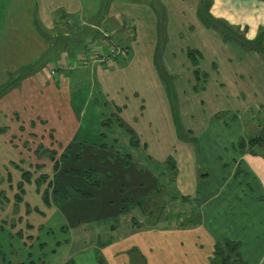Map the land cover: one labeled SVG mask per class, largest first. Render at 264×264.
<instances>
[{"label": "crops", "instance_id": "obj_1", "mask_svg": "<svg viewBox=\"0 0 264 264\" xmlns=\"http://www.w3.org/2000/svg\"><path fill=\"white\" fill-rule=\"evenodd\" d=\"M151 1L0 0V88L11 82V86L0 95V221L8 223L5 221L8 217L12 226L13 222L21 225L29 216L28 213L35 210L39 212L27 200V192L37 194L48 207L51 204L44 201L45 191L51 193L68 185L80 189L75 186L80 185L89 188L86 189L88 192H96L99 186L86 183L81 175L73 176V171H78L80 166L99 174L93 165L98 152L107 149V153L112 152L116 156L123 151L131 152L132 144L144 160L152 162L153 167H149L150 171L147 168L140 169L136 182L138 188L147 185L149 192L160 191L165 194L163 190L168 189L164 187L163 179L167 177L170 189L177 191L171 198L180 200L182 208L175 217L168 213L165 216L160 215V212L156 214L152 207L147 214V208L144 207L149 204L148 200L138 197L134 207L139 206L141 211L138 214L142 216L137 220L126 221L127 229L119 233L118 238H111L99 248L106 264H208L214 254L215 244L224 239L241 242L240 260L249 264L252 251L250 249L247 255L244 254V240L251 233L245 234L246 231L242 230L245 227L248 229L250 217L248 214L244 216L246 213L243 209L242 215H235V207H255L253 211L256 214L264 209V147L256 148L255 153H251L248 148L242 151L233 145L238 137L239 141L242 140L241 134L236 136L230 148L216 145L226 138L221 140V136L211 137L204 131L200 136L201 142L207 144L206 150L211 155L206 154V159L201 158L204 168L200 169L193 136L180 137L177 133L176 119L180 109L183 110L177 94L186 91L177 81L182 79L179 68H189L191 80L187 86L191 97L198 104L194 102L195 105L189 109L191 114L187 117L194 118V126H197L198 120H204L211 126L212 121L216 120L215 124L219 125L218 114L227 108H224L227 104L211 101L217 100L213 90L217 77L221 84L226 85L234 79L232 82L235 86H231L235 87V96L241 95L240 103L245 99L248 106L244 107L248 109L250 105L251 110L256 111L255 118L259 117L260 112L264 117V38L261 39L260 49L253 45L259 37V31L264 29V0H205L206 15L241 30L244 41L248 43L246 46L237 40L222 37L218 29L200 21L198 14L202 0H192L190 5H185V9L177 12L179 17L184 18L187 29L192 25L194 40L184 43L183 37H180L182 31L178 28L179 22L175 18L169 21L174 38L163 42L164 36L160 37L162 22ZM153 1L165 13L162 1ZM79 12H86L100 22L106 20L108 24L116 25L123 21L122 24L128 27L131 23L135 30L134 40L131 34H127L128 30L126 36L122 35L124 28L111 29V24L99 37L98 43L95 42L98 37L93 32L86 37L87 44L92 45L90 47L99 48L92 51L111 57L107 66L115 63L121 65L106 68L97 54H85V57L70 54L68 69L60 68V61H53L59 51L52 55L48 52L51 45L47 44V39L52 38L51 31L59 25L65 35L84 32L83 27L87 23L75 19ZM189 15L192 17L190 20L185 18ZM147 17L152 20L144 22ZM20 30L26 32L24 36L27 44L33 48L31 52L22 49L21 55L13 45ZM208 31L212 32L216 41L210 40L211 35L203 36ZM112 33L119 35L118 38ZM197 33L199 36L201 33V37ZM113 37L119 41V45L113 42ZM111 45L127 51L129 47L127 54L135 53L134 63L128 60V55L109 54ZM189 51L195 53V63L190 59ZM205 56L209 62L202 65ZM77 58L83 61L81 68L76 66ZM49 61L55 65L53 74L48 66ZM159 69L165 77L176 81L169 84L160 75ZM232 69L237 71L232 72ZM148 72L152 74L155 88L158 89V93L154 94L156 99L149 105L144 102L143 89L139 86L138 90H132L130 80L125 81L129 73L133 77L144 78ZM72 73L75 74L73 82ZM80 92L82 101L76 111L74 96ZM217 93L226 98L225 93ZM162 94L165 95L166 104ZM131 96L137 100L134 111H131ZM208 105L211 108L206 116L195 117V106L207 109ZM33 108L40 110L46 119L39 121L41 128L37 132L35 120L29 118ZM99 108L108 111L107 117H102V113L101 118L95 117ZM234 110L233 120L240 127L243 124L242 109ZM151 111L154 113L148 116ZM48 112H53V120L46 116ZM19 113L24 114L22 120L18 117ZM71 114L74 118L72 121L67 119ZM164 120L173 122L176 132L172 142L177 146L167 153L163 149L166 147L163 146L164 136L160 130L155 132V136L143 133V128L147 126L163 127ZM55 127L58 130L69 128V134L65 129L63 134L58 135ZM114 128L121 131L126 139L121 141L110 136ZM103 129L108 134L101 138L99 134ZM188 131L195 133L196 129L191 126ZM83 161H87L86 166L81 165ZM69 170L71 173H68ZM240 198L245 200L239 201ZM166 203L164 201L162 206H167ZM225 206L231 208L227 211L228 215L222 218L218 213L224 214L222 207ZM134 222L137 224L134 225ZM23 226L28 233L31 232L29 229H34L32 223ZM18 230L23 231L22 227ZM26 236L33 238L28 234ZM252 238L259 237L253 235ZM259 247L260 251L264 245L254 244L252 250L255 254L260 255L257 252Z\"/></svg>", "mask_w": 264, "mask_h": 264}, {"label": "rangeland", "instance_id": "obj_2", "mask_svg": "<svg viewBox=\"0 0 264 264\" xmlns=\"http://www.w3.org/2000/svg\"><path fill=\"white\" fill-rule=\"evenodd\" d=\"M165 13L163 8H160L158 4H156V1L153 0L150 2L153 6H155L156 11L158 12V17L160 19V37L164 36L163 42H168L171 38H174V36L171 35V26L169 21L171 19L178 20V28H180V37H183L184 43H188V41H193V27L192 25L187 29V24L184 21V18L179 17L177 12H181V10L185 7L187 4H191L192 0H184L183 3L182 0H161ZM183 6V7H182ZM200 13L198 14V17L202 23L208 26H211L210 20H212L209 16L206 15V4L205 0L200 1ZM189 8V7H187ZM185 9V8H184ZM184 14L185 11L183 10ZM164 13V14H163ZM74 17V16H73ZM148 19L144 22H149V20H152L151 17H147ZM187 19H192L191 15L185 17ZM75 19L79 22L84 21L87 24L83 27L82 33L76 34V33H69V34H63L64 32L61 31L60 27L57 25L55 28L51 31V35L55 36L57 35L56 39L52 36L47 41L50 44L51 47L48 48L49 54H55L58 51V57L53 58V61L59 62L58 66L63 69H68V59L70 54L73 53L78 54V57L82 56L85 57V54H97L100 57V54L92 49L95 47H90L92 45H88L86 42V37L93 32L94 36H97L98 38H95V42L98 43L99 37H102L103 32L107 30L108 21L106 20L100 22L97 20L94 16L91 17L90 14L86 12H79L78 16H75ZM181 19V20H180ZM164 21V22H163ZM206 21V22H204ZM219 26L222 29V32L230 35L232 37L242 38L244 39L243 32L239 29H234L229 23L224 21H216ZM123 21L118 22L116 25L111 24V27H115L116 29L122 27L124 28L122 31V35L126 36V32L128 30L127 34H131L133 40L135 39V30L133 29L131 23L128 27L126 25L122 24ZM92 25V26H91ZM125 28H127L125 30ZM112 29V28H111ZM125 30V31H124ZM114 32V31H113ZM259 34V38H264V29H261ZM49 33V31L47 32ZM211 33V34H210ZM45 34V33H44ZM114 34V33H112ZM25 31L20 30L18 33V36L14 40V47H17L18 51L20 52L19 55H21V50H27L29 52L32 51V47L27 44ZM115 35V34H114ZM198 35V33H197ZM211 35L210 40L216 41V38L212 35L211 31H208L206 35L203 34L204 37ZM221 35V34H220ZM119 35H115L114 37L118 38ZM222 36V35H221ZM113 42L117 45H119V41L114 39ZM198 37H201L198 35ZM223 37V36H222ZM55 39V41L53 40ZM131 38V37H130ZM131 38V41H133ZM208 38V37H207ZM176 40H181V38H176ZM160 42V43H163ZM119 43V44H118ZM262 44V41H260ZM86 48L88 49L86 52ZM99 50V48H95ZM125 49V48H124ZM130 51V48H127ZM101 50V49H100ZM128 51V52H129ZM106 54V53H105ZM128 54H126L127 56ZM37 56V54H36ZM104 56V54H103ZM102 56V57H103ZM125 56V57H126ZM111 58V57H110ZM17 59V58H16ZM135 59V53L134 55L132 53H129L128 60L132 61L134 63ZM126 60V61H128ZM209 58L205 56V59L202 61L203 64H207L209 61ZM230 61V60H229ZM82 60L80 58L76 59V66H80L82 64ZM103 62V61H100ZM108 62V63H106ZM48 66L51 68H55L54 63L51 64V62H48ZM110 60H105L104 66L106 68H114L117 67V65L121 64H111L109 65ZM113 63V62H112ZM73 64V63H72ZM101 64V63H100ZM171 65V64H170ZM185 65V64H184ZM183 66V65H182ZM82 66H80L81 68ZM184 67V66H183ZM186 67L179 68V72H182V79L178 80V85L183 88H185V92L181 94H177L179 97L178 102L181 105L180 114L178 112L179 117L176 119V127L178 129V135L180 137H187L194 140L197 152L196 157L198 158V167L200 169L204 168V163L201 160V158L206 159V154L208 156L211 155L209 151L206 150L205 142H201L200 136L204 131L205 134L213 137V136H221V140L223 138H226L225 141H221L220 143H216V145H224L231 147L230 144L237 138V135L243 136V140L247 141L251 136H257L258 133H260V130L264 128V117L263 115H258V118H255L256 111L251 110L250 105L247 108L244 106H248V101L243 99V103H240V96L238 94V97L234 95L233 86L235 84L232 82L233 80H229L230 83L228 85L221 84L220 79L216 78V83L214 84V92L217 94V100H212L214 103H220L227 104V106H224L226 108L224 111H221V113L218 114V123H216V120L212 121V126L209 124H206V121L204 120H198L197 126H194V118H188L187 115H190L191 112L189 109L194 106L195 99L194 97H191L190 90L188 89V81L191 80L190 77V71L189 68L185 69ZM160 70V69H159ZM211 70V69H210ZM209 70V71H210ZM231 69H229L230 72ZM206 71V70H205ZM237 69H232V72H236ZM74 75L72 73V79L73 82ZM160 75L164 78V80L168 81L170 84L172 81V78H169L168 76L165 77L162 70H160ZM156 75L154 74V77ZM128 77V78H127ZM126 79L130 80L131 88L132 90H138L137 87H141L143 89V93L145 95L144 102L149 105L150 103L154 102L156 97H154V94L158 93V89H156V84L154 81V78L152 77L151 73H147V75L144 78H136L133 77L131 73L127 75ZM212 77V76H211ZM157 78V77H156ZM188 78V79H187ZM158 81L160 82L159 78ZM156 80V82L159 84ZM249 82H247L248 84ZM230 85V86H229ZM233 85V86H231ZM219 86V88H217ZM229 86V87H228ZM232 87V88H230ZM131 90V91H132ZM164 90V89H163ZM218 91H220L219 94L225 93V97L219 96ZM90 92H88L89 95ZM94 95V94H92ZM163 95L164 103L165 101V95ZM158 96V95H157ZM234 96V97H232ZM84 97V96H83ZM138 97V95H137ZM196 97V95H195ZM202 97H204V93H202ZM235 97H237L235 99ZM94 99V98H93ZM82 101V95L81 92L75 93L73 106L76 111L79 109V105ZM89 101V99H87ZM129 101L131 103V111L135 110V106L137 105V100L133 99V96L129 98ZM197 101V100H196ZM100 103V102H99ZM198 104V102H195ZM209 108V109H208ZM211 105L207 107V109H202L198 106H195L193 114L195 117H198V115L206 116L210 112ZM234 109H242V123L241 126H237L234 122L233 114L235 113ZM166 110V109H165ZM232 110V112H230ZM33 112L29 113V118H32L35 120V123L37 124L35 126L36 132L41 128L39 125V121L43 118L46 120L40 110H37V108H33ZM151 112H148V116ZM165 112V111H164ZM183 112L185 115H183ZM75 113V112H74ZM98 119L102 117H107L108 111L104 108H99L95 112ZM102 113V115H101ZM154 113V112H153ZM24 115V114H23ZM23 115L21 113L18 114V117L20 120L23 119ZM53 112H48L46 116L51 117L53 120ZM152 115V114H151ZM184 116V118L182 117ZM63 118V117H62ZM188 118V119H187ZM255 118V119H254ZM67 119L72 121L73 115L67 116ZM51 120V121H52ZM175 121V120H174ZM53 123V121H52ZM174 123L170 120L163 122V127H145L143 128L144 135H152L155 136V132L161 131V135L164 136V142L163 146L166 148L164 149V152L167 153L177 145L172 142L174 136H176V132L174 131L175 127L173 125ZM173 125V126H172ZM193 126L194 129H196V132L191 133L188 131V127ZM104 129H107L106 126H104ZM44 129L46 127H43ZM54 128V126H53ZM56 133L58 135L63 134V131L66 129L67 134H69L68 130L69 128H61L58 130L56 128ZM100 129V128H99ZM100 130L101 133L99 136L102 138L103 136L107 137L106 135L108 132L106 130ZM156 130V131H155ZM105 132V133H104ZM110 136H115L119 140L123 141V139H126V136L124 134L117 130L116 128L113 129L112 132H110ZM99 137V138H100ZM108 139V138H106ZM264 139V136H263ZM264 141V140H263ZM223 142V143H222ZM239 137L235 140V145L238 148H241L239 145ZM124 146V144H123ZM132 151L127 152L123 151L120 152V154H117L116 156L113 155L112 152H109L107 149L98 152L95 157H97V160L94 161L93 165L97 167L99 174H95L94 182L98 181V190L96 192H88L86 189L89 190L87 187H82L80 185H75L79 187L82 191L86 192L88 195L87 197H81V198H68L65 201H56L55 199L50 198L51 206L48 207V205H44L41 198H38L37 194L33 192H27V200L31 202L33 205H35L39 210V212L32 211L29 214V216L26 218V221L23 220L22 224L19 225L18 223L9 222L8 217H6L5 221L8 223H2L0 221V264H106L104 257L99 251V248L104 245L105 243H108V241L111 240V238H118L119 233L125 231L127 229L126 221H133L140 218L142 215L141 213L138 214V211H141L139 208L134 207V202L137 201V198L140 197L143 198V200H148L149 204L145 206L144 208L145 213H150V208H154L156 210V214H159L162 216L171 215L172 217H175L177 214H179V211H181L182 203L180 200L176 198H171V195H176V190L172 188L170 189V185L167 184V177L163 179V185L168 190H163L165 194H162L160 191L151 193L149 192V188L147 185L143 186L141 185L140 188L137 186L136 183L138 180L137 174L139 173L140 169H149V167H152L151 161L148 162V160H144L142 158V155L139 154V152L134 150V145L131 144ZM217 150V149H215ZM106 153V154H105ZM142 154V153H141ZM228 156L229 154H225ZM224 159V158H223ZM82 166L87 165V161L81 164ZM169 165V164H168ZM167 165V166H168ZM87 168V167H86ZM153 168V167H152ZM84 168L80 167L77 169L79 173L83 172ZM45 171L47 169L45 168ZM68 173H71L69 170ZM78 175L74 174L73 176ZM71 176V175H70ZM72 176V177H73ZM141 176V174H140ZM145 187V188H144ZM144 189V190H143ZM51 194V193H50ZM167 195V197H166ZM31 198H34L31 199ZM201 198V197H200ZM245 200V199H241ZM166 201L167 206H162V203ZM139 205V204H137ZM151 205V206H149ZM225 210V213L222 214L219 212L218 214L222 216V218H225V215H228V209L231 208L229 206L222 207ZM236 214L238 215L242 212V209L246 213L244 215L245 217H250L248 222V229L246 227L244 228L246 231L245 234L251 233V236H249L248 239L244 240V254L247 253L251 249L250 253V263L249 264H264V248L260 249V247L257 249V252L260 254H255L253 252L254 244H262L264 245V209H262L259 214H256L255 207H235ZM251 214V215H250ZM9 215V214H8ZM242 215V213H241ZM1 216V214H0ZM187 220V219H186ZM191 219H188V221ZM186 221V222H188ZM185 222V220H184ZM31 224L34 225V229L31 230L30 233H28L27 229L23 226L24 224ZM137 224L134 222V225ZM22 227L23 231L19 232V228ZM243 228V227H242ZM230 229V228H229ZM248 230V231H247ZM26 234L33 236L31 239L30 237H27ZM253 235H257L259 238H252ZM223 251L221 254H216L217 257L213 254L210 258V261L208 264H239L238 258L235 257V254L228 255L227 253V247L223 246ZM247 255V254H246ZM223 262V263H222Z\"/></svg>", "mask_w": 264, "mask_h": 264}, {"label": "trees", "instance_id": "obj_3", "mask_svg": "<svg viewBox=\"0 0 264 264\" xmlns=\"http://www.w3.org/2000/svg\"><path fill=\"white\" fill-rule=\"evenodd\" d=\"M210 24L212 27H214L215 29H218L220 31V33L222 34V36L228 39H234L239 41L243 46H246L248 43L244 41V39L242 38H237V37H232L230 35H227L225 33L222 32L221 27L219 26V24L216 22V20H210ZM261 39L258 37L257 41L255 43H253L254 46L258 47L259 49L261 48V43H260ZM190 59L193 61V63L196 62V56L195 53L193 52H188ZM11 83V82H10ZM5 85L2 88H0V95L7 90L11 84ZM264 128L260 130V133L257 134V136H251L247 141H244L243 139L240 140L239 145H240V149L243 151L245 149L248 148V150L251 153H255V149L256 148H263L264 147ZM133 143V142H132ZM74 174H78L81 175L83 177L84 180H86L88 184H93L98 186V181L94 182V171L93 170H85L81 173H79V171H73ZM55 199L56 201H65L68 198H81V197H87L88 195L86 194V192L82 191L81 189H78L74 186H65L64 188H62L61 190H53L51 191V194L48 191L44 192L43 198L46 204H50L51 200L50 198ZM223 246L227 247V253L228 255L230 254H235V257L238 258L239 260V264H245L242 260H240V247H241V242L239 241H233V240H229V239H224L222 242L215 244L214 247V255L215 257H217L218 254H221L223 249ZM217 254V255H216ZM223 263V262H222ZM227 264V263H224Z\"/></svg>", "mask_w": 264, "mask_h": 264}, {"label": "built area", "instance_id": "obj_4", "mask_svg": "<svg viewBox=\"0 0 264 264\" xmlns=\"http://www.w3.org/2000/svg\"><path fill=\"white\" fill-rule=\"evenodd\" d=\"M127 50L124 49V48H117L116 46L114 45H111L110 48H109V54H115V55H120V56H126L127 54ZM108 54H104L103 56V53L100 54V57L102 59V61H105L106 59L107 60H111L109 56H107ZM103 56V57H102ZM86 63V62H85ZM50 72L53 74L55 73V68H51L50 69Z\"/></svg>", "mask_w": 264, "mask_h": 264}]
</instances>
